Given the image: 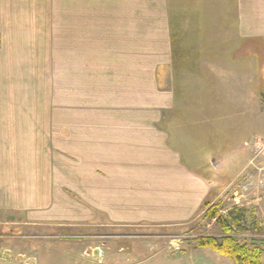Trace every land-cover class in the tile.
<instances>
[{
  "label": "rangeland",
  "instance_id": "1",
  "mask_svg": "<svg viewBox=\"0 0 264 264\" xmlns=\"http://www.w3.org/2000/svg\"><path fill=\"white\" fill-rule=\"evenodd\" d=\"M183 2L0 0V130L6 143L28 129H36L37 140L45 142L44 134L51 136L55 128L47 123L54 119L72 124L62 129L76 141V121L96 117V23L105 19L111 24L117 41L129 24L133 39L142 27L134 12L143 8L146 17L153 18L147 23L150 33L161 27L156 20L161 9L170 38L172 31L180 35L176 62L169 39L167 62L157 71L159 86L168 91L164 101L212 103L214 125L225 133L216 137L226 145L225 153L220 149L213 157L219 169L210 170L207 178L214 192L195 220L183 225L87 229L4 223L0 224V264H96L92 255L85 254L94 247L108 258L103 264H236L199 247V238L226 236L205 217L209 207L229 224L227 236L259 251L264 264V188L251 184L264 168V149L259 155L253 152L257 140L264 142V22L259 24L258 16L249 14L244 26L226 28L219 23L221 0L216 5L206 0L209 23L202 24L195 6L192 13L180 10L188 5ZM96 9H102L99 15ZM254 22L258 29H253ZM154 49L160 53L159 47ZM206 66L213 76L203 77ZM111 67L116 73L122 70L117 62ZM173 88L182 91L179 98L172 94ZM154 99L151 94L149 100ZM30 123L35 128L25 126Z\"/></svg>",
  "mask_w": 264,
  "mask_h": 264
},
{
  "label": "crops",
  "instance_id": "2",
  "mask_svg": "<svg viewBox=\"0 0 264 264\" xmlns=\"http://www.w3.org/2000/svg\"><path fill=\"white\" fill-rule=\"evenodd\" d=\"M183 1L188 5L181 11L192 13L195 6L198 23H209L206 0L193 6L192 0ZM218 7L219 23L226 28L244 26L249 14L264 22V0H221ZM158 11L161 27L150 33L147 23L153 18L143 8L135 9L142 27L133 39L129 24L117 41L111 24L105 19L96 23V117L76 121V141L62 129L72 125L67 120H50L47 127L55 128L51 136L44 134L45 142L37 140L36 129H28L6 143L0 130V224L86 229L183 225L205 209L214 192L207 174L219 169L213 157L226 150L216 134L223 138L225 133L214 125L212 103L164 101L168 91L159 86L157 71L167 62L169 39L176 62L180 35L172 31L170 38L165 14ZM130 14L126 12L132 19ZM116 62L122 67L118 73L111 67ZM209 76L212 69L206 66L203 77ZM151 94L154 100H149ZM172 94L178 97L182 91L173 88ZM89 251L86 257L92 255L96 264L108 260L99 248Z\"/></svg>",
  "mask_w": 264,
  "mask_h": 264
},
{
  "label": "trees",
  "instance_id": "3",
  "mask_svg": "<svg viewBox=\"0 0 264 264\" xmlns=\"http://www.w3.org/2000/svg\"><path fill=\"white\" fill-rule=\"evenodd\" d=\"M205 217L209 220H214L226 236L220 240L215 238H199L198 244L201 248H210L225 257H228L236 264H261L260 252L250 249L245 244L238 243L231 236H227L231 228L226 222L224 216L220 215L218 211L208 208L205 212Z\"/></svg>",
  "mask_w": 264,
  "mask_h": 264
},
{
  "label": "built area",
  "instance_id": "4",
  "mask_svg": "<svg viewBox=\"0 0 264 264\" xmlns=\"http://www.w3.org/2000/svg\"><path fill=\"white\" fill-rule=\"evenodd\" d=\"M264 149V142L257 140L254 145V150L253 152L255 155H259ZM260 176L256 178V180H252L251 184H253L256 187H263L264 188V168L259 169Z\"/></svg>",
  "mask_w": 264,
  "mask_h": 264
}]
</instances>
